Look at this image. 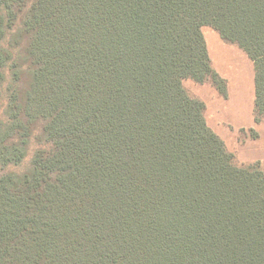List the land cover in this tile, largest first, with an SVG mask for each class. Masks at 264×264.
<instances>
[{
    "label": "trees",
    "instance_id": "trees-1",
    "mask_svg": "<svg viewBox=\"0 0 264 264\" xmlns=\"http://www.w3.org/2000/svg\"><path fill=\"white\" fill-rule=\"evenodd\" d=\"M203 27L264 123V0H0V264H264V166L184 87L227 97Z\"/></svg>",
    "mask_w": 264,
    "mask_h": 264
},
{
    "label": "crops",
    "instance_id": "crops-1",
    "mask_svg": "<svg viewBox=\"0 0 264 264\" xmlns=\"http://www.w3.org/2000/svg\"><path fill=\"white\" fill-rule=\"evenodd\" d=\"M204 40L212 68L226 81L227 90V97L223 98L210 82L197 84L189 80L193 83L190 95L205 105L204 117L207 126L222 139L219 129L223 126L226 128L222 118L227 115L225 112L229 105L230 118L233 122V126L230 125L232 133L230 135L238 136L241 130L264 129V123L256 124L253 119L254 68L252 61L236 45L224 42L220 36L218 38L212 33L209 34V38L204 36ZM228 55L230 59L226 60Z\"/></svg>",
    "mask_w": 264,
    "mask_h": 264
},
{
    "label": "rangeland",
    "instance_id": "rangeland-1",
    "mask_svg": "<svg viewBox=\"0 0 264 264\" xmlns=\"http://www.w3.org/2000/svg\"><path fill=\"white\" fill-rule=\"evenodd\" d=\"M201 31L203 37L205 36L209 38V34L213 33L214 35H216V37L219 38L217 32L210 27H204L201 29ZM228 59H230L229 55L226 56V60ZM228 66H230V64ZM191 84L193 83L189 80L185 81L184 83V87L189 93L191 89ZM227 107L228 108L225 112L227 115L222 118L223 124L226 126V128L223 126L221 127V129H219V133L226 146V149L229 152L233 153V155L235 156V161L238 165H247L255 162H260L261 165L264 166V129L260 128L258 131L254 130V132H256L257 134L259 132L260 134V136H258L256 139L252 138V133L250 132V129L241 130L238 136L230 135V125H232L233 122L230 118V106L228 105ZM27 163L28 159H26L21 166L16 168H8L7 171L20 172L25 168Z\"/></svg>",
    "mask_w": 264,
    "mask_h": 264
}]
</instances>
